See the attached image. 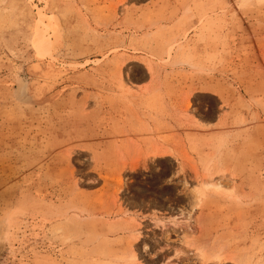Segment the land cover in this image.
<instances>
[{
    "label": "rangeland",
    "instance_id": "rangeland-1",
    "mask_svg": "<svg viewBox=\"0 0 264 264\" xmlns=\"http://www.w3.org/2000/svg\"><path fill=\"white\" fill-rule=\"evenodd\" d=\"M0 264H264V0H0Z\"/></svg>",
    "mask_w": 264,
    "mask_h": 264
},
{
    "label": "bare ground",
    "instance_id": "bare-ground-1",
    "mask_svg": "<svg viewBox=\"0 0 264 264\" xmlns=\"http://www.w3.org/2000/svg\"><path fill=\"white\" fill-rule=\"evenodd\" d=\"M36 25H35V34L33 38V45L35 48L39 50V52H46L49 54V48L52 44V31L50 28V18L48 17L45 9V4L41 7H36ZM44 54V53H41ZM150 70V68H148ZM210 176V175H209ZM207 176V177H209ZM208 179V178H207ZM210 179H212L210 177ZM204 180L202 182L203 184L200 186H194L193 188L190 189V194L192 195L194 201H198L202 196H203V188L207 189L208 187L214 188L216 190L221 189L220 183L217 182H211ZM207 181V182H205ZM200 183V182H199ZM195 256L196 258L203 262V263H208V262H216L220 263L222 259L224 258V255L221 254L220 252H209L205 248L197 247L195 248Z\"/></svg>",
    "mask_w": 264,
    "mask_h": 264
}]
</instances>
